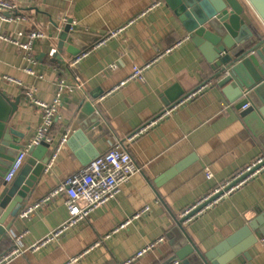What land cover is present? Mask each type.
<instances>
[{
	"label": "crops",
	"instance_id": "crops-1",
	"mask_svg": "<svg viewBox=\"0 0 264 264\" xmlns=\"http://www.w3.org/2000/svg\"><path fill=\"white\" fill-rule=\"evenodd\" d=\"M16 2L19 12L8 14L17 20H0V35L24 43L32 31L42 33L30 53L36 63L25 58L26 52L19 45L0 39V88L14 95L32 94V98L22 100L12 119V126L25 135L23 146L36 138L43 124V110L33 104V97L53 103L61 82L66 83L50 132L54 156L22 213L108 151L118 137L138 133L130 150L147 170L134 175L115 199L87 220L37 251L29 250L67 220L66 196L60 195L26 218L21 214L9 218L6 226L11 229L0 245V255L22 236L18 243L28 251L11 264H121L164 238L132 264H170L176 257L167 234L175 219L264 155L263 145L237 105L227 106L230 100L215 82L157 120L169 109L163 95L167 89L178 84L190 94L213 75L192 38L177 46L190 35L166 0ZM69 20L74 30L100 36L78 64H73L76 59L58 46L53 35V23L65 25ZM251 20L261 23L253 12ZM52 48L56 49L54 54L50 53ZM113 65H117L115 70H111ZM134 67L145 68V82L129 79ZM85 93L95 100L111 129L94 140L78 122L77 106ZM248 98L264 114V82L249 92ZM12 149L4 160L5 181L24 148ZM208 170L213 178L207 177ZM258 216L264 221V171L185 228L213 264H264V238L249 247L247 257L234 248L243 240L239 232L249 224L247 218L260 228ZM106 235L111 238L100 242Z\"/></svg>",
	"mask_w": 264,
	"mask_h": 264
},
{
	"label": "water",
	"instance_id": "water-1",
	"mask_svg": "<svg viewBox=\"0 0 264 264\" xmlns=\"http://www.w3.org/2000/svg\"><path fill=\"white\" fill-rule=\"evenodd\" d=\"M166 3L173 8L210 65L213 75L205 84L215 82L230 102L236 103L238 109L251 102L248 93L264 82V0H166ZM251 12L257 15L260 25L251 20ZM53 26L58 46L74 59L86 53L100 39V36L74 30L72 20L65 25L53 23ZM201 87L185 94L175 84L164 92L165 102L172 108ZM29 98L23 92L14 95L0 88V245L11 229V226H6L7 220L20 216L54 156L52 143L44 139L41 144L29 148L26 165L13 184L9 185L3 178L4 160L13 151L12 147L25 148L21 144L25 135L12 126V119L22 100ZM77 112L78 122L88 132L89 139L94 140L110 132V124L101 114L95 100L86 93L79 100ZM241 114L264 148L263 112L252 103ZM262 166L264 163L191 211L184 221L203 211ZM247 220L249 224L239 232L243 240L234 247L245 257L248 256L249 247L264 238L262 216H258L257 220L260 228L250 223L249 218ZM167 238L176 260L184 264H213L211 258L191 239L181 219H175V226L168 232Z\"/></svg>",
	"mask_w": 264,
	"mask_h": 264
},
{
	"label": "built area",
	"instance_id": "built-area-1",
	"mask_svg": "<svg viewBox=\"0 0 264 264\" xmlns=\"http://www.w3.org/2000/svg\"><path fill=\"white\" fill-rule=\"evenodd\" d=\"M160 4L161 2L157 3V5ZM19 7L20 6L16 2V0H0V20L2 22H12L17 20L16 16L13 15L9 16L8 13L9 12L13 13L15 12V10L19 12L20 10ZM41 36L42 33L40 31H32L29 34L27 41L24 43H21L17 39L8 38L5 35H0V39L19 45V47L26 52L25 58L32 63H36V59L32 55H30V53L32 52L35 43ZM189 38L191 39L190 36H186L183 40H181V42L177 44V46L183 41L188 40ZM55 52L56 49L52 48L50 53L54 54ZM83 57L80 56L76 58L73 64H78L83 59ZM116 68L117 65H113L111 67V70H115ZM144 70L145 68L134 67L133 75L129 79H137L141 82H145ZM27 71L31 74L38 75L31 69H28ZM8 81L15 82L16 80L13 78H8ZM124 83L125 82H123L120 86H116L115 89L120 88ZM210 86H211V82L206 83L204 86H202L198 91L190 95L188 98L194 97L196 94L201 93L204 89ZM65 87H66V83L63 80L59 86V92L53 103H47L45 101L33 97L32 100L33 104L43 110V124L36 138L28 146H26L24 149H22L19 152L6 178V181L8 183L12 182L21 171L24 162L27 156L29 155V148L31 146L41 144V142L44 139L46 140V142L51 143L52 140L50 137V132L59 115L58 114L59 106L64 98ZM29 97L32 98V94H30ZM183 102L179 103L178 105L172 108L167 109L164 112L163 116L157 118V120L158 119L160 120L166 115L171 114V112L177 109L180 105H182ZM235 104L236 103L227 101L228 107L235 106ZM251 106L252 103L248 102L241 109H239V111L243 112L249 109ZM137 136L138 133L132 136H121L116 138L112 142L110 149L108 151L97 155L91 162L85 164L79 171L71 175L63 184L59 185L56 189H54L52 192L46 195L43 199L39 200V202L34 206V208L26 209L23 213H21V217L26 218L35 209H39L43 206L52 203L60 195L66 196V206L68 209L67 220L60 226L58 230L53 232L50 236H47V238L43 239L40 243L33 246V248H31V250L29 251H37L41 246L45 245L50 240L60 237L69 228L81 223L82 221L87 220L91 216V214H93L97 209H99L104 204L115 199L116 196L121 192L122 186L128 184L134 175L147 170L145 165L141 164L140 162H138V160L135 159L134 154L130 150L132 141ZM65 141L66 139L63 140V142ZM263 163H264V155L257 158L244 170L236 174L231 180H229L224 184H221L210 195L206 196L205 198L197 202L194 206H192L185 212H182V214L179 215V219L182 220L183 225L186 227L193 219L199 216L207 208L211 207L216 202L230 195L235 190H237L238 188H240L241 186H243L244 184H246L256 176L261 174L264 171V166L253 172L250 176H248L246 179L238 183L235 187L225 192L219 199L211 203L208 207L204 208L203 211L197 213L194 217H192L188 221H184V217L188 215L191 211L198 208L201 204L211 199L216 194L224 191L226 187L233 184L236 180H238L245 174L252 172L257 166H260ZM206 175L208 178H213V174L209 170L206 172ZM149 210H150L149 208L145 209V211H149ZM128 222L124 223L121 227L126 226ZM21 238L22 236L16 237L15 244L0 255V264H11L14 260L19 258L20 256H23L28 251L20 247L18 242L21 240ZM110 238H111L110 235L103 236L100 242H105ZM163 241L164 238L159 239L157 242L150 244L147 248L139 251L132 258L121 264H132L139 257L143 256L146 252L154 249L158 243ZM100 242H97L96 246H99ZM75 261H76L75 259L71 260L70 263H73ZM170 264H181V261L174 260Z\"/></svg>",
	"mask_w": 264,
	"mask_h": 264
}]
</instances>
